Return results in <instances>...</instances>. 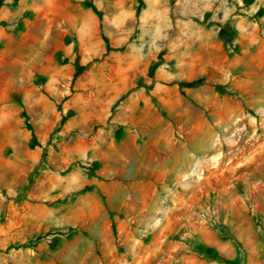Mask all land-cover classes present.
<instances>
[{
    "label": "rangeland",
    "instance_id": "obj_1",
    "mask_svg": "<svg viewBox=\"0 0 264 264\" xmlns=\"http://www.w3.org/2000/svg\"><path fill=\"white\" fill-rule=\"evenodd\" d=\"M201 246L264 264V0H0V264Z\"/></svg>",
    "mask_w": 264,
    "mask_h": 264
},
{
    "label": "trees",
    "instance_id": "obj_2",
    "mask_svg": "<svg viewBox=\"0 0 264 264\" xmlns=\"http://www.w3.org/2000/svg\"><path fill=\"white\" fill-rule=\"evenodd\" d=\"M197 84H198V82L194 81V82L186 83L185 86L188 88H192V87L196 86ZM199 252L204 257H206L212 261H216L218 263H221V264H245L244 258H242L240 250L237 252V256L233 259L222 258L216 250H214L213 248H210V247H206V246L199 247Z\"/></svg>",
    "mask_w": 264,
    "mask_h": 264
}]
</instances>
